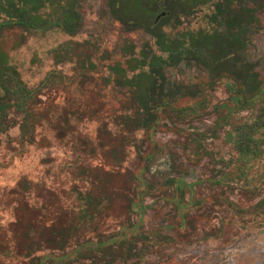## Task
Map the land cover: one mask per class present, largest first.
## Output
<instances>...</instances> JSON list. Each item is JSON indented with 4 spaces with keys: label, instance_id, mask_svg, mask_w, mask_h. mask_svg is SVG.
<instances>
[{
    "label": "rangeland",
    "instance_id": "obj_1",
    "mask_svg": "<svg viewBox=\"0 0 264 264\" xmlns=\"http://www.w3.org/2000/svg\"><path fill=\"white\" fill-rule=\"evenodd\" d=\"M73 1L57 2L67 11ZM217 1L170 18L162 33L174 39L215 30ZM15 3L20 10L22 0ZM228 5L225 22L242 19L232 29L247 41L246 58L264 80V0ZM246 6L255 11L253 23L245 20ZM75 9L74 33L20 25L0 31V52L44 104L32 143L21 137L23 115L15 107L0 133V264H264V127L251 132L250 152L239 148L240 131L264 108V91L239 106L243 96L231 79L210 89L208 69L175 59L165 73L184 91L170 95V106L158 108L147 128L138 100L111 67L130 77L137 71L128 61L168 54L143 31L124 33L109 0H79ZM59 14L47 3L38 13L46 20ZM6 20L0 12V24ZM0 97H7L2 88ZM17 185L19 194H11ZM77 193L90 194L94 205ZM24 204L39 221L77 226L63 248L44 243L40 228L28 240L15 233L33 216L20 211Z\"/></svg>",
    "mask_w": 264,
    "mask_h": 264
},
{
    "label": "trees",
    "instance_id": "obj_2",
    "mask_svg": "<svg viewBox=\"0 0 264 264\" xmlns=\"http://www.w3.org/2000/svg\"><path fill=\"white\" fill-rule=\"evenodd\" d=\"M57 1L22 0V8L19 10L15 6V0H6L5 3L0 0V12L7 16V20L0 24V31L3 28L20 25L37 31L57 27L69 33H74L80 26V15L75 9L79 0H74L67 11L62 10L58 6L60 3ZM211 2L212 0H109L111 13L122 24L124 33L143 31L155 37L157 45L161 46V50L168 54L167 58L162 59L155 54L149 53L148 56L143 53L141 60L128 61V66L137 71L136 74L130 77L127 76V71L121 68L120 65L111 67V71L117 76L116 80H119V86L130 90L138 100L139 109L137 110L144 113L143 124L147 128H150L155 122V111L158 108L170 106L168 97L170 95L174 96L176 92L184 91L182 86L174 87L171 85L165 73V68L169 67L170 61L175 59L177 62H181L182 59L188 63L197 62L208 69L210 79L207 86L210 89L214 88L217 82L224 78L231 79L234 83L233 89H237L238 93L243 96L242 100L238 101L239 106H244V104L263 93L264 80L256 70V63L246 58L247 41L243 42L239 37L236 38L235 36L239 32L232 29L242 19L239 20L238 17L229 18L230 20L225 22V14L227 13L228 15L230 11L228 5L230 0H218L214 4L217 9V15L210 16V22L221 21V24L216 23L220 24L217 28L227 26L225 31L217 30V28L212 31L199 30L182 34L174 39H170L169 35L162 33V27L170 18L180 17V15L185 17ZM46 3L51 5L53 13L60 11L59 16L51 18V20L55 19L56 23L43 19L38 15L39 9L43 8ZM254 3L257 5L256 2ZM245 9L244 12L248 11V13L244 14L246 16L245 20L250 19L253 23L256 20L255 11H252L247 6ZM162 12H166L169 15L156 22L157 16ZM242 24L244 23H241L240 26ZM231 36L232 38L229 39ZM0 88L7 95L5 99L0 97V133H4L9 129L10 126L5 124H8L6 119L8 118L9 110L15 107L23 115L21 137L23 140L32 143L34 141L35 126L41 119L38 115L44 104L36 96L38 89L33 90L25 85L16 69L9 64L8 55L2 52H0ZM189 92L191 97L195 96L191 91ZM8 94L18 97L17 100L12 102ZM205 106L204 104L201 109ZM260 110V115L254 125H247L240 131L239 148L244 153H248L251 150L249 145L252 138L251 132L264 127V108L261 107ZM193 112L195 114L199 113L196 109H193ZM21 184L26 191L30 188V184L27 181H22ZM19 185L11 194L19 191ZM89 196L91 195L86 194L83 196L81 193H77V197L80 200H87L92 207L94 205L93 198ZM20 211L25 215H28V213L33 215L29 217L28 222L21 219L20 223L16 224L15 233L20 231V236L24 235V240L29 239L30 233H34L33 229L38 230L40 228L43 229L40 232L43 242L53 246L56 245L58 249H61L67 243L73 230L77 229V226L58 228L55 225L47 224V219L39 221L36 217L39 216V213L33 206L21 205ZM82 212L86 214L88 209ZM78 216H81L80 211ZM34 217L36 219L33 224ZM38 225L40 227H37ZM67 234L69 235L67 236ZM31 244L33 245L32 241H29V245L26 246L28 252L32 249ZM21 250L23 251V249ZM6 252H10V250Z\"/></svg>",
    "mask_w": 264,
    "mask_h": 264
},
{
    "label": "water",
    "instance_id": "obj_3",
    "mask_svg": "<svg viewBox=\"0 0 264 264\" xmlns=\"http://www.w3.org/2000/svg\"><path fill=\"white\" fill-rule=\"evenodd\" d=\"M165 13H162L160 16L157 17V20L161 17V16H165Z\"/></svg>",
    "mask_w": 264,
    "mask_h": 264
},
{
    "label": "flooded vegetation",
    "instance_id": "obj_4",
    "mask_svg": "<svg viewBox=\"0 0 264 264\" xmlns=\"http://www.w3.org/2000/svg\"><path fill=\"white\" fill-rule=\"evenodd\" d=\"M162 13H163V12H162ZM162 13H161V14H162ZM161 14H160V15H161ZM157 17H158V16H157ZM156 22H158V20H157V19H156Z\"/></svg>",
    "mask_w": 264,
    "mask_h": 264
}]
</instances>
